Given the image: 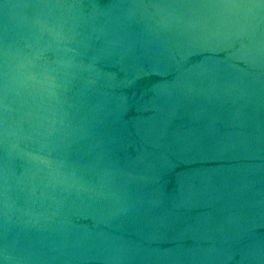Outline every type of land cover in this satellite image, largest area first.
<instances>
[{"label": "water", "instance_id": "1", "mask_svg": "<svg viewBox=\"0 0 264 264\" xmlns=\"http://www.w3.org/2000/svg\"><path fill=\"white\" fill-rule=\"evenodd\" d=\"M0 264H264V0H0Z\"/></svg>", "mask_w": 264, "mask_h": 264}]
</instances>
